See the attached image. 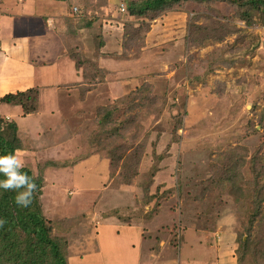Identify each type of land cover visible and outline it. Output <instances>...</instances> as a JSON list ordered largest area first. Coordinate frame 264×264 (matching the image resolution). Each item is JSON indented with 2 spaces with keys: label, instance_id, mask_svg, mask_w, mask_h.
<instances>
[{
  "label": "rangeland",
  "instance_id": "rangeland-1",
  "mask_svg": "<svg viewBox=\"0 0 264 264\" xmlns=\"http://www.w3.org/2000/svg\"><path fill=\"white\" fill-rule=\"evenodd\" d=\"M80 1L83 13L72 9L78 20L70 19V46L75 49L77 44H72L77 24L92 23L96 33L101 25L103 34L105 27L109 32L104 35L106 52L123 59L102 61L98 75L104 80L97 85L84 82L86 89L98 88L92 93L79 95L78 89H71L68 94L63 88L52 102L42 98L38 111L28 116L18 108L0 109L28 137L24 167L36 173L46 160L73 161L66 168L46 169L42 196L47 219L73 222L69 264H132L139 241L142 264H154L162 250L168 251V264H237L236 239L245 231L251 193L243 184L230 195L229 185L210 188L209 182L228 149L243 151L246 146L253 152L261 146L264 160L263 9L249 2L243 8L242 0L208 1L179 4L141 19L121 11L122 5L138 0ZM198 27L211 28L204 44H193L189 38ZM82 34L93 49V33ZM46 70L37 68L39 82L74 80L68 62L58 65L59 72ZM117 103L124 113L116 123L100 127L104 120L96 121L97 109ZM250 120L258 135H247ZM175 128L179 141L172 138ZM171 141L175 142L169 147ZM122 145L128 149L121 157ZM164 152L166 156L157 158ZM126 163L134 165L136 175L129 185L124 183ZM76 188L104 192L90 204L74 197ZM70 200L77 206L65 203ZM139 209L145 215L138 217ZM210 209L219 215L212 225L205 216ZM93 234L100 235V245L102 241L101 256L107 258L101 257L102 263L99 256L86 252Z\"/></svg>",
  "mask_w": 264,
  "mask_h": 264
},
{
  "label": "trees",
  "instance_id": "trees-1",
  "mask_svg": "<svg viewBox=\"0 0 264 264\" xmlns=\"http://www.w3.org/2000/svg\"><path fill=\"white\" fill-rule=\"evenodd\" d=\"M2 1L3 0H0V3ZM57 1H65L71 4L70 0ZM208 1L236 3L235 0H138L130 1L128 5L125 4V8L126 13L128 12L130 16L142 19L147 18L151 14L163 12L179 4H204ZM78 2L81 1L78 0ZM247 3L248 5L253 4L254 6H259L263 9L264 15V0H242L243 8L246 7ZM79 13L83 12L79 11L77 14ZM67 27L68 30H66L63 37L66 41L72 37L71 30L74 31V29L70 28V20L67 21ZM101 27L102 26L99 25L100 32L98 33L94 31L93 25L91 26L92 29L88 30V32L93 33L90 36V38L94 37L92 39L94 42V47H92L93 50L83 42L84 35L82 33H84L85 30H82V26L77 24V29L75 31L77 37L73 40L74 43L77 42V45L75 49L70 47L69 52L70 58L76 63L77 70L81 71L84 82H92L96 83V85L104 80L98 75L101 72V59H123L121 58L123 55L105 52L104 48L106 44ZM208 29L211 28L201 29L198 27L192 29L189 38L193 44H204V42L210 39ZM142 38V40L145 39L144 37ZM131 39L133 40L135 38ZM92 50L93 55L91 56L89 53ZM39 99L40 91L38 89H29L24 92L6 94L0 97V109L2 107H14L20 109L24 116H28L38 111ZM102 110V107L97 109V115L99 114V117L96 121L100 123L101 120H104L100 127L116 123L117 116L122 112L118 103L109 105L107 109ZM181 121L182 119H179L180 123ZM247 125V135L255 136L259 134L253 121L250 120ZM98 126L95 128L96 131H94V134H96ZM119 130L120 129L117 128L115 132ZM172 134V138H176L175 140L179 141L176 128ZM25 136L26 135L22 133L15 120H8L6 117L2 116L0 112V155L11 153L17 148L23 151L26 150L24 143L27 141L26 139L28 137ZM172 142L175 141H171L168 144L169 147L172 145ZM243 147V151L239 150L240 148H234L228 149L225 154L223 153L225 158H227L217 163L218 172L215 176H218V178L215 176L212 177L209 185H211L210 188H222V186L229 185V187H231L229 190L230 195H234V188L242 189L241 186L243 184H245L247 190L250 191L251 196L248 200L250 208H247L245 231L243 234L239 233L236 239L238 243L236 249L237 264H264V160H260V156L262 155H259L262 147L259 146L253 152H250L246 146ZM122 148L125 151L122 152L120 155L121 157L125 156L126 149H128L125 145H122ZM163 156H166V152H164V154H158L157 158H163ZM114 159L115 157L112 158L111 162H113ZM129 159L132 160V158ZM72 163V159L69 158L59 162L46 160V162L41 163L42 165L38 167L36 173H34L29 166H25L22 171L32 177L37 185V191L33 194L32 203L28 207H20L15 203L16 191H5L4 189H0V219L7 220L4 227L0 228V264H69L68 235H71V231L75 229L73 222L68 218L58 221L47 219L43 211L44 205L42 203V196L44 195L43 188L46 187L48 179L46 178V169L48 170L54 167L66 168ZM126 167L127 169L125 170H128V173L125 175L126 177L123 175L124 183L129 185V182L136 175L133 172L134 169H131L134 165L126 163ZM157 170L158 167L155 165L152 169L153 177ZM0 179H4V177L0 175ZM78 190L81 191L74 197L87 201L90 200L92 202L90 204L97 203L104 192V190H97L92 191V194H90L85 188H78ZM236 195L237 193H235V197L237 198ZM148 200L152 202L154 196L152 195ZM148 200L145 199V202H148ZM144 205L140 207L142 208ZM156 210L157 208L154 211ZM142 211L143 210L139 209L137 212L138 217L145 215ZM210 211L211 209L206 210L205 216L208 220L207 223L212 225L218 220L219 215L212 214ZM147 217L150 218L151 215L149 214ZM84 218L85 216L83 215V219ZM245 235L246 239H244Z\"/></svg>",
  "mask_w": 264,
  "mask_h": 264
},
{
  "label": "crops",
  "instance_id": "crops-1",
  "mask_svg": "<svg viewBox=\"0 0 264 264\" xmlns=\"http://www.w3.org/2000/svg\"><path fill=\"white\" fill-rule=\"evenodd\" d=\"M70 2L71 4L69 2L57 0H3L0 3V84L4 82L2 87H0V97L10 93L38 89L40 91V107L42 98H45L48 102H52L55 99L54 96H57L56 93L63 88L68 91V94L71 89H78L79 95L92 93L94 90L96 91L98 89H86L87 86L84 84L82 73L77 70L76 63L70 58L69 52L72 46H70L68 40L66 41L65 38H63L65 35L64 33L68 30L67 20L71 18L78 20L76 18L78 15L74 16L72 9L77 7L79 11L82 10L83 12V7L79 8L77 0H70ZM91 26L92 23H90V25H83L82 30L88 32V30L92 29ZM106 28L107 27H105L104 35L108 36L109 32ZM118 40L119 37L116 38V42H118ZM104 41L106 44L104 50L106 52V50H108L107 38L104 37ZM73 43L72 41V44ZM105 60V58L100 60L101 68H103L102 61ZM66 62L73 67V81L66 82L65 80H59L60 82L56 81V84H51L52 82L47 84L43 81H38L36 73L37 68L44 67L47 69L45 73L50 74L49 72H59L57 70L58 65L66 64ZM44 94H48V96ZM54 109H56V107H53L52 111H54ZM86 191L90 194L92 193L90 189ZM65 203L71 207L76 205V203L71 200ZM89 203L92 202L90 201ZM61 215L65 216L64 213ZM94 232L96 233V228ZM93 235V238L89 241L90 245L88 246L87 244L89 250L86 252L95 254L97 257L99 256L100 263H102L101 261L107 259L105 255L104 257L101 256L103 255V247L101 248L102 241L100 245V235ZM69 244H71V241ZM130 244L131 247L134 245L132 242H130ZM142 246L143 245H141L139 241L138 254L135 258H133L131 254L132 257L129 258V262L132 261L133 258L132 264H142V262H140ZM69 250V252H71V245H69ZM167 252L162 250L160 255H157L154 264H156V261L157 264H168L165 257L168 254ZM122 253L124 257L126 251L123 250L121 255ZM88 255H86V258L91 257ZM113 255L114 254H112L111 257H113ZM163 260H165L164 263ZM111 261H118V258L117 260Z\"/></svg>",
  "mask_w": 264,
  "mask_h": 264
},
{
  "label": "clouds",
  "instance_id": "clouds-1",
  "mask_svg": "<svg viewBox=\"0 0 264 264\" xmlns=\"http://www.w3.org/2000/svg\"><path fill=\"white\" fill-rule=\"evenodd\" d=\"M238 23L243 24V21ZM23 150L15 149L13 152L0 155V189L16 191L15 203L20 207H28L32 203L33 194L37 191V185L33 178L22 171ZM7 220L0 219V228H3Z\"/></svg>",
  "mask_w": 264,
  "mask_h": 264
},
{
  "label": "built area",
  "instance_id": "built-area-1",
  "mask_svg": "<svg viewBox=\"0 0 264 264\" xmlns=\"http://www.w3.org/2000/svg\"><path fill=\"white\" fill-rule=\"evenodd\" d=\"M75 10H77V9H75ZM121 11H122V12H125V11H126V8H125L124 5H122V7H121Z\"/></svg>",
  "mask_w": 264,
  "mask_h": 264
}]
</instances>
